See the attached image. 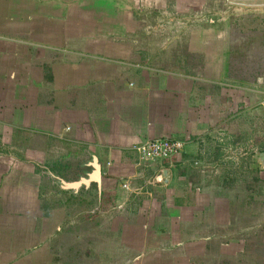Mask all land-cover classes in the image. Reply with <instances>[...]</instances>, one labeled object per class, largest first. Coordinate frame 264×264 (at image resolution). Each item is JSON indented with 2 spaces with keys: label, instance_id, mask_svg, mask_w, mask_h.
<instances>
[{
  "label": "crops",
  "instance_id": "obj_1",
  "mask_svg": "<svg viewBox=\"0 0 264 264\" xmlns=\"http://www.w3.org/2000/svg\"><path fill=\"white\" fill-rule=\"evenodd\" d=\"M222 1L162 4L159 21L134 6L113 35L104 0H0V264H226L264 247V86L232 68ZM160 138L182 154L141 161L133 147ZM94 158L101 189L53 211V174L88 178Z\"/></svg>",
  "mask_w": 264,
  "mask_h": 264
},
{
  "label": "rangeland",
  "instance_id": "obj_2",
  "mask_svg": "<svg viewBox=\"0 0 264 264\" xmlns=\"http://www.w3.org/2000/svg\"><path fill=\"white\" fill-rule=\"evenodd\" d=\"M175 0H104L103 19L104 23H112L115 25H105V29L113 33V35H127L128 27L126 22L129 14H132L134 6L137 7L135 17L138 20L155 19L159 21L163 19L159 6L171 5ZM236 3L235 0H231ZM217 13L223 11L224 16L229 19L230 32L232 37V68L241 78L254 80L264 86V6L258 9L242 7L231 4L229 0H223ZM132 10V11H131ZM175 13H169V16ZM221 14V13H220ZM173 16V15H172ZM119 23L120 26L117 25ZM158 25V24H157ZM237 75V76H238ZM243 78V79H244ZM253 78V79H252ZM258 146L249 148L250 150H258ZM252 175L248 174V178ZM49 182V181H48ZM55 185L46 189V197L48 206L59 214L63 215L65 205V190H60L56 180L49 183ZM56 182V183H55ZM73 206L75 204L73 203ZM76 209L79 211V205ZM61 212V213H60ZM58 214V215H59ZM241 258H235L226 264H264V247L251 249L250 252L240 254Z\"/></svg>",
  "mask_w": 264,
  "mask_h": 264
},
{
  "label": "built area",
  "instance_id": "obj_3",
  "mask_svg": "<svg viewBox=\"0 0 264 264\" xmlns=\"http://www.w3.org/2000/svg\"><path fill=\"white\" fill-rule=\"evenodd\" d=\"M235 1L236 3H233L231 0H229L231 4H236L251 9H258L264 6V2L259 1ZM184 147V142L173 139L160 138L147 141L144 144L135 145L133 147V150L139 155L141 161L152 163L180 156L184 150ZM124 187L128 188V185L126 184L124 185Z\"/></svg>",
  "mask_w": 264,
  "mask_h": 264
},
{
  "label": "water",
  "instance_id": "obj_4",
  "mask_svg": "<svg viewBox=\"0 0 264 264\" xmlns=\"http://www.w3.org/2000/svg\"><path fill=\"white\" fill-rule=\"evenodd\" d=\"M254 159L261 163L264 166V152L255 154ZM94 169L91 173L88 174V178H80L77 181H66L65 179L54 175L58 186L64 190H73L78 191L82 185H88L90 182H95L98 185V188L101 189L102 184V167L99 164L97 158H94V161L91 165Z\"/></svg>",
  "mask_w": 264,
  "mask_h": 264
}]
</instances>
